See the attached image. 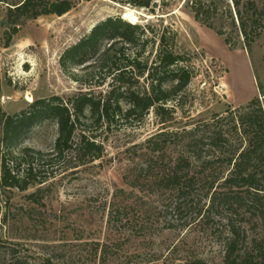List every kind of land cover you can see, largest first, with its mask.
<instances>
[{"label": "rangeland", "instance_id": "obj_1", "mask_svg": "<svg viewBox=\"0 0 264 264\" xmlns=\"http://www.w3.org/2000/svg\"><path fill=\"white\" fill-rule=\"evenodd\" d=\"M254 1L264 7V0ZM187 3L158 0L157 8L151 5V11L113 0H77L63 15L23 20L10 44L1 46L0 108L6 113L20 111L35 98L59 96L67 100L89 92L102 99L113 88L117 89L114 96L120 110L115 108L113 97L109 109L114 113L112 122L101 119L91 123L85 111L83 119L90 132L103 143L100 158L76 171L65 170L27 191L0 189V264H7L13 252L30 261L52 257L58 262L81 264L88 258L83 263L87 264L94 259L89 250L95 244L99 245L96 264L103 249L104 264H193L197 259L204 264H224L218 219L201 218L196 207L181 211L169 208L167 193L156 189L150 178L140 177L136 185L131 183L133 173L149 158L163 160L165 165L185 154L182 145L187 131L201 130L203 121L226 116L264 93V33L247 49L224 12L220 11L223 18L217 23V27L223 24L224 33L219 34L197 22ZM218 3L222 9L231 6L230 0ZM123 7L147 14L143 17L137 13L135 23L150 24L154 32L148 33L153 39L146 41L138 31L131 36L132 45L116 42L115 50L121 47L116 65L131 69L128 56L132 58L133 46L144 47L140 58H148L150 65L158 47L157 34L169 36L170 29L176 32V50L186 55L193 71L190 83L179 94L180 107L173 117L163 114L164 123L152 109L139 122L124 115V87L111 77L104 78L106 71L99 69L102 62L97 55L69 69L60 64V56L68 47L99 21L121 16ZM5 9L6 3L1 2L0 17ZM137 80L132 87L135 91L149 85L146 74ZM258 84L263 91H258ZM171 85L167 82L164 86ZM172 103L168 101L166 106ZM57 131L56 123L46 120L31 128L17 147L48 152L54 147ZM33 192L37 195H30ZM200 199L203 203L202 191L195 198ZM113 209L124 212L116 222L109 216Z\"/></svg>", "mask_w": 264, "mask_h": 264}, {"label": "trees", "instance_id": "obj_2", "mask_svg": "<svg viewBox=\"0 0 264 264\" xmlns=\"http://www.w3.org/2000/svg\"><path fill=\"white\" fill-rule=\"evenodd\" d=\"M113 1L151 8L155 0ZM1 2L6 3V9L4 16L0 17V48L10 44L23 20L50 14L63 15L75 6L77 0ZM187 2L194 19L219 34L224 33L223 24L217 27L219 17L223 18L220 11L224 12V17L242 36L247 49L264 33V7L258 6L254 0H230L231 6L226 5L223 9L218 2L224 3V0ZM138 31L145 35L146 41L153 39L148 37L150 31L154 32L150 24L142 26L121 16H109L68 47L60 56V64L69 69L83 65L97 55V60L102 62L99 69L106 71L104 78L111 77L113 82L124 87V91L121 89V98L126 101L124 115L139 122L152 109L164 123L163 114L169 113L173 117L180 107L179 94L190 83L193 71L186 55L176 50V32L170 29L169 36L165 32L157 34L158 47L150 65L148 58H140L145 51L143 46H133L135 52L132 58L128 56L131 69L128 65L123 68L116 65V60L121 59V47L115 50V43L122 41L132 45L131 36ZM145 74L149 85L135 91L132 87L137 84V78ZM167 82L172 83L171 88H165ZM257 88L259 92L263 91L260 84ZM116 90L113 88L102 99H95L89 92L67 100L59 96L35 98L13 114L0 108V189L27 191L47 183L65 170L76 171L79 166L100 158L103 143L90 132L83 118L87 110L91 123L101 119L112 122L114 113L110 114L109 109L113 97L115 108L120 110L118 97L114 96ZM261 95L228 111L226 116L203 121L199 126L201 130L185 131L182 145L185 154L166 161L165 165L161 164L163 160L149 158L133 173L131 182L136 185L140 177L150 178L156 189L167 193L169 208L181 211L196 207L201 218L218 219L224 264H264V93ZM168 101L174 103L166 106ZM46 120L54 121L58 129L53 149L42 152L31 147H17L31 128ZM198 191L203 192V203L201 199L195 200ZM9 200L7 196L5 203L8 204ZM123 214L119 209L109 212L113 222ZM98 248V244L90 248L89 253L94 259L87 264L97 263ZM105 262L106 249H103L98 263ZM7 264L67 263L52 257L30 261L13 252ZM193 264L204 262L197 259Z\"/></svg>", "mask_w": 264, "mask_h": 264}, {"label": "bare ground", "instance_id": "obj_3", "mask_svg": "<svg viewBox=\"0 0 264 264\" xmlns=\"http://www.w3.org/2000/svg\"><path fill=\"white\" fill-rule=\"evenodd\" d=\"M140 14V13H139ZM123 19L130 21L131 23H135L138 21V14L135 10L131 8H126L123 13L121 14Z\"/></svg>", "mask_w": 264, "mask_h": 264}, {"label": "water", "instance_id": "obj_4", "mask_svg": "<svg viewBox=\"0 0 264 264\" xmlns=\"http://www.w3.org/2000/svg\"><path fill=\"white\" fill-rule=\"evenodd\" d=\"M158 6V1L155 0L153 3H152V8H157ZM123 9H125V7H123ZM137 13H140V15H142L143 17H147V14L139 11V10H135Z\"/></svg>", "mask_w": 264, "mask_h": 264}]
</instances>
